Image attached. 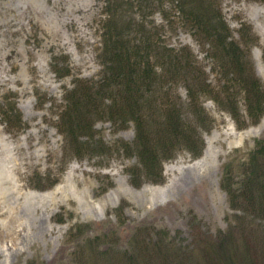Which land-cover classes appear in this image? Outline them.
Segmentation results:
<instances>
[{
  "label": "rangeland",
  "instance_id": "rangeland-1",
  "mask_svg": "<svg viewBox=\"0 0 264 264\" xmlns=\"http://www.w3.org/2000/svg\"><path fill=\"white\" fill-rule=\"evenodd\" d=\"M180 1L118 0L126 11L135 3L124 11L127 20L195 60L183 78H166L146 111L152 144L163 141L173 108L197 148L193 153L178 140L163 160L162 182L135 185L143 179L131 169L139 162L127 148L137 136L132 122L114 123L102 113L91 142L79 140V152L60 127L69 93L104 76L102 35L115 3L0 0V112L9 103L22 115L10 126L0 113V264H264V211L232 208L223 186L232 162L225 185L239 188L249 170L244 163L264 141V113L257 121L248 117L240 88L237 117L225 107L221 53L187 23ZM211 1L231 39L247 40L243 47L264 91V0ZM198 76L207 93L198 91ZM197 103L204 109L199 118ZM189 173L195 183L181 187Z\"/></svg>",
  "mask_w": 264,
  "mask_h": 264
},
{
  "label": "trees",
  "instance_id": "trees-1",
  "mask_svg": "<svg viewBox=\"0 0 264 264\" xmlns=\"http://www.w3.org/2000/svg\"><path fill=\"white\" fill-rule=\"evenodd\" d=\"M112 1L115 3L114 7L110 4L113 16L110 17L102 35L104 76L96 85L79 82L78 86L69 93V107L65 112L66 116L65 114L62 116L61 132L66 134L67 139L79 152L82 149L79 140L83 136H88L86 142L82 144L87 145L91 142L93 135L89 134V131L94 127L95 118L99 115L103 116L102 113L114 123L132 122L136 126L137 136L135 143L127 145V148L128 151L137 153L139 162L131 169L136 170L140 175L139 179H143L141 182L132 180V183L135 185H140L143 181L161 183L162 164L170 146L177 145V141L180 140L194 153L197 148L193 147L196 136L193 132L184 131L179 116L173 108H170L171 113H168L164 119L163 125H166V131L162 133L163 141L152 144L148 135L150 123L147 119L146 105L153 97V92L163 86L167 77L183 78L187 71L192 72V64L195 60L192 59L190 51L183 50L177 53L176 50L159 44L155 41L154 33H151L142 22L135 18L127 20L124 11L131 12L135 3H129L126 11L124 4H118V0ZM138 1L140 4L147 2V0ZM178 7L195 32L203 35L211 42L213 48L221 53L220 67L223 69L226 84L220 95L224 98L225 107L237 117L239 103L236 92H240L237 91L240 88L245 93L248 117L257 121L264 113V91L259 79L255 77L249 54L243 47L247 40L238 42L231 39L226 22L211 0H181ZM246 29L248 30L242 28V34L247 31ZM247 32L250 33V30ZM234 72L236 74H233ZM198 78L201 79L199 85L202 86L198 91L207 93L206 79L201 76ZM187 79L190 80L188 77ZM190 82H194V79ZM192 87L193 84H190L191 103L195 102ZM105 101H109L107 106ZM197 104L199 108L200 103ZM1 110L4 111L0 113L3 114L8 125L21 123L22 115L15 104L7 103L1 107ZM203 114L202 106L194 113L196 118L202 117ZM103 145L104 143L100 145L102 149ZM233 165L231 162L225 168V183L234 173ZM244 165L249 170H243V175H240L239 188L226 186L225 183L223 186L230 196L232 208L245 212H263L264 194L258 196L256 190H263L264 193V141L257 143L249 161ZM137 174L134 175L137 177ZM226 240H221L222 250L227 247Z\"/></svg>",
  "mask_w": 264,
  "mask_h": 264
},
{
  "label": "bare ground",
  "instance_id": "bare-ground-1",
  "mask_svg": "<svg viewBox=\"0 0 264 264\" xmlns=\"http://www.w3.org/2000/svg\"><path fill=\"white\" fill-rule=\"evenodd\" d=\"M195 181H196L195 176L189 173L184 177V179H182L181 187L183 186L189 187L193 185ZM43 228H44V222L40 221L38 224V229L42 230Z\"/></svg>",
  "mask_w": 264,
  "mask_h": 264
}]
</instances>
